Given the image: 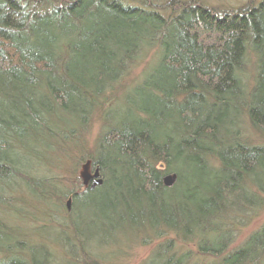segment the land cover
Wrapping results in <instances>:
<instances>
[{"label": "trees", "instance_id": "1", "mask_svg": "<svg viewBox=\"0 0 264 264\" xmlns=\"http://www.w3.org/2000/svg\"><path fill=\"white\" fill-rule=\"evenodd\" d=\"M41 203L139 264H264V0H0V264H55L17 223ZM93 234L67 264H110Z\"/></svg>", "mask_w": 264, "mask_h": 264}, {"label": "rangeland", "instance_id": "2", "mask_svg": "<svg viewBox=\"0 0 264 264\" xmlns=\"http://www.w3.org/2000/svg\"><path fill=\"white\" fill-rule=\"evenodd\" d=\"M206 4H208L211 7H217V8H235L239 5L243 4L246 0H203ZM140 72V69H136L131 77L127 79L125 84L129 86L132 84L138 73ZM98 126L95 124L92 127V133L95 134L97 132ZM31 209V210H30ZM50 207L46 205L45 203H41L39 205H36L31 208H23V212H37L36 215H41L44 218V222L50 223L52 225V221H60L59 217H56L52 214H48ZM86 207L83 205L80 211L77 210L75 215H72L70 217H67L65 220L66 227H60L58 229H54V227L50 226V228H36L34 224H31L27 219L24 218L17 223H20L22 227L25 229L23 232L28 238L29 236H33V240H38L37 243L41 244L43 240L49 239L46 241L49 254L54 255L52 257L55 259V264H67V255L62 251V246L66 243L70 242V235L71 232L76 230L78 234H80V238L82 239H88L89 235L94 233L92 236H95L94 238H91L92 240H89V246L91 248H98L96 249L97 253L109 254L107 256L108 262L110 264H139L143 259L147 258L149 255V252L151 250V246L149 245H139L137 242H134L131 246L127 244L128 241H134V237L131 236L129 233L119 230L116 231V233L113 236H109L108 240H115L113 244L110 243L108 246H102L98 243L103 242L106 240L107 237H104V235L101 234L99 231V227L101 226L102 221L100 218H92L89 215L86 214ZM261 216V217H260ZM259 219H257L253 226H257L262 220H264V211L260 215ZM94 221V225L92 226L91 221ZM13 223V222H12ZM36 224L40 222H35ZM95 231V232H94ZM246 233V230L243 231V235ZM242 235V236H243ZM241 236V237H242ZM70 246L69 244H67ZM187 246V245H185ZM141 264H149L146 260H144Z\"/></svg>", "mask_w": 264, "mask_h": 264}, {"label": "water", "instance_id": "3", "mask_svg": "<svg viewBox=\"0 0 264 264\" xmlns=\"http://www.w3.org/2000/svg\"><path fill=\"white\" fill-rule=\"evenodd\" d=\"M99 171L98 169L93 170V172L90 171L89 166H84L82 172H81V178L85 185L90 183V189H93L95 186L100 185L102 180L99 177ZM175 175L174 174H167L163 178V182L166 186H171L174 183ZM71 199H68L66 202L67 209L70 208Z\"/></svg>", "mask_w": 264, "mask_h": 264}]
</instances>
